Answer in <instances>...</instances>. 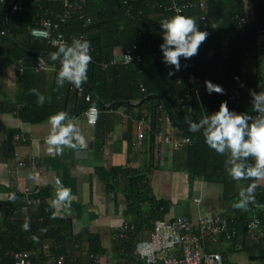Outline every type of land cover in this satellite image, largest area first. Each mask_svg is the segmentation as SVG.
Instances as JSON below:
<instances>
[{"label": "crops", "instance_id": "obj_1", "mask_svg": "<svg viewBox=\"0 0 264 264\" xmlns=\"http://www.w3.org/2000/svg\"><path fill=\"white\" fill-rule=\"evenodd\" d=\"M21 1L24 5H38V15L56 17L61 13L60 0ZM205 1L210 7V22L209 29L202 28L198 22L208 35L201 43L198 54L193 56L196 70L204 76L201 79L208 78L224 88L223 94L216 93L221 102L230 88L231 76H237L242 88L240 112L246 111L253 115L256 112L251 107L250 92L264 93V37L256 36L252 26L255 6L258 3L264 5V0ZM238 10L242 11L249 22L244 28L236 29L233 16ZM188 15L196 17L198 21V11L192 10ZM170 16L155 14L153 18L149 17L155 23H160L163 18ZM12 22L16 23L13 19ZM16 29L19 31L15 37L17 42L27 46L43 43L28 35V27L16 25ZM143 29L149 35L154 31L150 26ZM155 29L160 31L159 28ZM1 31L0 25V202L7 201L14 193L22 195L21 192L28 189L27 198L39 200V203L32 205L33 208L41 203L46 204L57 217L70 219L73 235L88 232L99 236L106 251L104 257L108 255V247L113 245L117 254L114 264H118L120 248L115 246L113 238L118 225L130 221L129 217L123 216L127 205L123 189L127 187L130 178L146 175L150 165L153 167L148 175L151 191L156 198L170 202L169 217L184 216L195 221L198 212L222 213L233 217L245 209L235 207L241 188L256 180L254 194L263 191L262 183L257 178L234 181L226 174L224 166L213 173L211 181L190 176L182 170L188 145L180 149L162 145L159 147V155L153 153L152 164H149L154 147L152 132H146L142 142L137 141L135 123L141 116L151 115L150 103L132 102L114 108L105 104V107L99 108L96 123L90 125L83 114L86 110L83 100L75 98L68 91L69 84L66 82L63 87H56L55 75L59 68L48 62L46 70L35 72L32 68L35 58L21 57L13 40ZM225 32L234 36L232 51L238 58L235 57L228 64H221L217 57L218 41ZM157 36L160 37L159 32ZM121 52L119 47L113 51L115 56ZM20 59L24 61L22 74H19ZM161 64L165 70L168 68L163 62ZM260 79L263 83L259 86ZM33 88L45 95L43 104L37 103V96L31 91ZM61 110L69 113L71 122L80 129L84 143H78L75 148L63 146L59 154L55 151L49 153L46 137L51 125L48 117ZM163 116L157 122L158 132L168 134L173 139L188 137L180 126L168 122ZM14 135H19L23 140H14ZM211 152L213 161L225 160V156L218 155L214 150ZM31 157L35 158V171L28 168ZM19 161L25 165L19 167ZM60 187L71 189V201L67 208L64 202H55ZM203 191L205 199L211 200V205L204 204ZM199 193L201 203L197 206L192 199ZM253 214H248L247 219ZM2 221L3 216L0 214V224ZM239 229L236 240L229 243L220 241L216 245L217 250L226 261L227 253L237 249L247 250L250 263L257 264L252 261L258 259L261 261L259 264H264V228L260 233ZM104 241H109V246L104 245ZM40 264H45V260ZM98 264H101L100 256Z\"/></svg>", "mask_w": 264, "mask_h": 264}, {"label": "trees", "instance_id": "obj_2", "mask_svg": "<svg viewBox=\"0 0 264 264\" xmlns=\"http://www.w3.org/2000/svg\"><path fill=\"white\" fill-rule=\"evenodd\" d=\"M84 1L85 15L90 17L91 23L87 26H82L77 17L74 16L63 28V32L67 39L77 34H83L84 39L91 42V55L93 59L88 66V80L84 82L83 94L78 95L77 92L70 90L72 85L68 83V91L73 94L75 98L83 100V107L87 108L93 105L100 108L97 101L104 105L119 101L129 103L138 102L140 104L141 100L144 99L142 104H151L150 112L153 121L152 124L154 126L151 138L153 141L158 129L156 120L158 111L156 110V105L160 103H163L167 109L171 116L172 124L175 126H180V124L188 122L191 113L199 120L204 115L205 111L212 112L217 110L216 102L220 105L221 99L215 92L208 94L205 91L204 81L209 80L208 78L202 79L203 84L200 91L203 93V96L199 97L198 100L195 99L191 107L188 105L189 99L193 95V93L189 91L186 82L188 75L193 73L198 77H204L196 70V60L193 57L189 58L187 61L182 59L181 69L179 71H174L172 76L168 75L171 66H168L166 70L163 68L161 64V53L158 47L162 42V38L157 36L159 30L157 32L155 29L159 28V23H155L150 17L152 15L155 16V14H173L158 8V4H160L158 0ZM189 1L194 4V7L188 10L185 15H188L192 10L198 11V22L202 28L209 29L210 18L208 13L210 7H208V4L204 12L207 25L203 26L199 21V17L202 13L198 4L199 0ZM16 2L23 8L19 13L13 11L6 13L7 5L0 8L2 34L13 40L12 42L20 51L21 57L35 58L36 61L37 56L25 54L24 51L37 52L40 54L55 51L56 49L48 47L43 40L44 44L40 42L31 46H27L24 43L21 44L15 40L16 35L19 33L16 29V25L23 28L31 27L37 18L36 13L39 10L38 5L26 3L24 5L21 0H16ZM241 12V10L235 11V15ZM254 13L255 19L252 31L256 36H259V30L264 27L263 3H258L255 6ZM38 14L39 13H37V15ZM38 16H41V14ZM12 19L16 22L15 24L12 22ZM233 23L234 28L239 29L235 21ZM145 26L152 27L154 31L151 32L150 35L147 32L144 33L145 29L143 28H145ZM139 31H141V35L137 36ZM225 40L229 43L230 52L225 60H221L220 46ZM234 40L235 38L231 33L225 32V34L220 37L218 41L220 45L217 57L221 64H228L234 60L235 57L238 58L232 51ZM132 44H136L138 51L142 54V61L139 64H129L126 66L120 64L110 65L104 69L101 67V64H108L112 58L116 57L113 53L116 47L124 51ZM45 60L47 64L48 62L54 63L60 68V64L55 63L50 58L45 57ZM185 64L187 65L186 67L183 66ZM231 78L230 88L225 93V96L229 93L233 85L240 84L237 76L232 75ZM258 82L259 86L260 83H263L262 79ZM141 86L144 88V92H141ZM85 94H90L91 100L89 103H86L83 99ZM152 95L157 96L159 99H145ZM180 98L186 102L188 108L186 107L184 110L177 111ZM213 98L215 101H213ZM185 132L186 136L190 138L191 143L185 149L187 157L182 170L194 178L202 179L203 181H211L213 173L217 169H220L221 166H224L223 159H220L218 162L213 161V158L211 159L212 149L204 143L203 137L199 132L194 133L188 130ZM151 152V161L149 164H152L154 147ZM218 155L224 157V155ZM152 169L153 167L150 165L146 175L130 178L127 187L123 189V194L127 201L123 216L130 218L129 222L135 226V230L128 235V239L125 241H119L113 238L115 246L121 244L128 248L130 244L128 245L127 243L132 240L133 237L141 233H146V236L143 238L146 239L148 233L152 229L153 221L169 214L170 202L156 198L151 191L148 175L151 174ZM14 195V199L9 198L7 201L0 202V214L3 216V221L0 224V264H12L13 253L31 250L37 252L38 259L42 262L44 260L43 245H47L50 252L55 257H63L65 264H95L87 260L85 254L91 253L101 256L106 253L105 249L102 247L99 236L88 232L83 235L75 236L73 235L70 219L57 217L55 212L48 205L42 203L35 208H33V205L24 210V197L18 193H14ZM263 204L264 191L255 195L254 203H249L246 209L237 212L238 214L233 216L236 236L231 241L236 240L239 228H242L239 229V231L243 229L246 230L245 224L252 217L259 218L264 228V216L259 208ZM253 212L254 214L247 219L248 214ZM25 223L29 225L27 229L23 228ZM33 237L36 238L34 239ZM133 243L131 246H133ZM76 252L81 253V255L84 254V256L73 260V256ZM138 264H144V262H139Z\"/></svg>", "mask_w": 264, "mask_h": 264}, {"label": "built area", "instance_id": "obj_3", "mask_svg": "<svg viewBox=\"0 0 264 264\" xmlns=\"http://www.w3.org/2000/svg\"><path fill=\"white\" fill-rule=\"evenodd\" d=\"M156 1V0H154ZM158 8L165 12H170L172 14H184L194 7V4L189 0H158ZM84 0H61V13L56 17H50L47 15L37 16L34 24L28 28V33L30 36L41 39L45 44L53 49H56L58 45H53L51 43L54 39L64 40L68 44L73 42L76 37H81L84 39L83 34H77L76 36H71L69 39L66 38L63 28L70 19L74 16L80 21L82 26H87L91 23L90 17L85 15L84 11ZM4 5H11L10 11L21 12L23 8L20 6L16 0H0V8ZM199 7L202 13L199 17V21L203 26H206V16L204 14L206 10V1L200 0ZM44 21H50V24H45ZM234 21L238 28H244L248 24V19L242 13L236 14L234 16ZM141 35V31L137 33V36ZM259 35L264 37V27L259 30ZM230 52L229 43L227 40L223 41L220 46V58L225 60ZM131 57V60L129 59ZM142 61V54L138 51L137 45L132 44L128 49L122 51L120 55L112 58L108 64H101L104 69L110 65H129V64H139ZM19 64V74H22L24 61L20 59ZM35 72H41L48 68V64L45 57L42 55H37L36 61L32 66ZM188 84L189 91L196 94L195 99H199L198 93L201 92V86L203 80L194 75L189 74L186 80ZM70 90L75 91L78 95L83 94V87L80 89L70 87ZM141 92H144V88L140 87ZM83 99L86 103L91 100L90 94H85ZM225 101L230 109H234L240 112L241 101H242V90L240 84H235L230 89L229 93L225 96ZM93 106L90 105L83 112L86 122L90 125L96 123L89 122V108ZM97 109V115L99 114V108ZM188 108L186 102L183 99H179V108L177 111H181ZM156 110L158 111L160 117L156 115L157 122L162 120L161 115L164 114V118L168 122L171 121V116L167 109L160 103L156 105ZM257 113L252 116L255 117ZM97 118V116H96ZM152 116H141L136 120V138L137 141L142 142L146 132H152L153 129ZM14 140H23L19 135H14ZM186 137L180 139H173L168 134H162L161 132H156L154 137V155H159V147L162 145H168L173 149H180L183 146H187L191 143V140H185ZM252 160L253 158H249ZM19 167H23L25 164L22 161L18 163ZM28 168L30 171H35L36 162L35 158L31 157L28 161ZM263 186L264 191V178L258 179ZM24 197L25 210L29 206L39 203L38 199L27 198L29 194L28 189H24L22 192ZM193 203L197 206L201 203V193L197 197H193ZM263 212L264 216V204L259 207ZM246 231L248 233L261 232L263 228L262 221L257 217H252L245 224ZM135 226L129 221L121 222L116 230L114 238L119 241H125L128 239V235L134 232ZM236 236V229L233 224V217L222 214V213H200L196 215L195 221H192L184 216L169 217L168 215L155 219L153 221L152 229L148 233L146 239H140L133 243V246L120 247V258L118 264H138L139 262H144V264H235L233 262L226 261L222 254L217 250L215 244L220 241L229 242ZM44 254L43 258L45 264H65L63 257H55L50 252L47 245L42 247ZM83 254V253H82ZM87 260L92 263L97 264L99 262V256L94 254H85ZM83 255L76 252L74 254L73 260L81 258ZM41 261L38 259L37 252L31 251H18L12 254V264H40Z\"/></svg>", "mask_w": 264, "mask_h": 264}, {"label": "clouds", "instance_id": "obj_4", "mask_svg": "<svg viewBox=\"0 0 264 264\" xmlns=\"http://www.w3.org/2000/svg\"><path fill=\"white\" fill-rule=\"evenodd\" d=\"M50 24V21H44ZM159 35L162 42L158 45L161 59L165 66H171L169 76L182 67V59L198 54L201 43L208 32L202 29L196 17L184 14H173L163 18L159 23ZM53 45H58L50 53V58L60 64L55 75L57 88L69 83L77 89L83 87L88 80V66L92 61L91 42L87 39L76 37L71 44L64 40L54 39ZM131 60V57L129 56ZM183 66H187L186 64ZM205 91L208 94L224 93V88L211 80L204 81ZM37 96V103L43 104L45 95L37 89H31ZM252 97L251 107L257 113L255 117L248 112H237L230 109L226 101L221 102L218 110L208 112L199 120L188 123L191 132H199L204 143L217 154L225 156L224 169L226 174L234 181H244L249 178H264V93L250 92ZM89 122L94 123L97 109L89 108ZM51 128L46 143L49 153L57 154L63 151V146L75 148L77 144L84 143V137L78 126L71 122L69 113L57 111L48 117ZM190 138L186 137L188 141ZM249 158H253L250 160ZM256 180H252L238 193L239 199L235 204L238 208H247L249 203L255 202ZM71 189L60 187L56 193V203L64 202V207L70 204ZM10 198H15L11 194ZM28 223L23 225L24 229ZM34 239L36 237H33Z\"/></svg>", "mask_w": 264, "mask_h": 264}, {"label": "rangeland", "instance_id": "obj_5", "mask_svg": "<svg viewBox=\"0 0 264 264\" xmlns=\"http://www.w3.org/2000/svg\"><path fill=\"white\" fill-rule=\"evenodd\" d=\"M41 40V39H40ZM182 130H184V131H187L186 129H183L182 128ZM202 196H204V199H205V197H206V194H204V191H203V194H202ZM205 205H211V200H208V198H207V200L205 199V203H204ZM213 214H216V213H213ZM146 236V233H141V234H139V235H137V236H135V237H133V239L132 240H130L127 244L129 245L130 244V246L132 245V243L135 241V240H138V239H143L144 237ZM255 236H257V235H255ZM44 242H46V241H44ZM229 242H232V241H229ZM228 242V243H229ZM219 244V243H218ZM104 245H106V246H109V241L108 242H106V241H104ZM217 244H215L213 247H215ZM120 247H122V245L121 244H119V248ZM110 247H108V249H107V251H108V255L106 256V257H104V255L106 254H104V255H101L100 256V261H101V264H114V259L116 260V258H117V254H116V252H115V250H113V248L115 249V247L113 246V245H111V248L109 249ZM248 255H249V252L247 251V250H242V249H237L236 251H234V252H231V253H227V255H226V258H227V260L229 261V262H233V263H235V264H248V263H250L249 261V259H248ZM252 262H255V263H257V264H259L261 261L260 260H254V261H252ZM99 263V262H98ZM97 263V264H98ZM116 264V263H115ZM250 264H252V263H250Z\"/></svg>", "mask_w": 264, "mask_h": 264}, {"label": "water", "instance_id": "obj_6", "mask_svg": "<svg viewBox=\"0 0 264 264\" xmlns=\"http://www.w3.org/2000/svg\"><path fill=\"white\" fill-rule=\"evenodd\" d=\"M10 9H11V5H8L7 6V8H6V13H8V12H10ZM25 53H27V54H33V55H42V56H44V57H48V58H50V53H37V52H31V51H24ZM51 59V58H50ZM54 61V60H53ZM55 62H57V61H55ZM58 63V62H57ZM90 91H91V89H90ZM198 95L199 96H203V93L202 92H199L198 93ZM150 98H155V99H159L157 96H155V95H152V96H149V97H146L145 99L146 100H149ZM195 98H196V94H193L191 97H190V99H189V102H188V105H189V107H191L192 105H193V103H194V100H195ZM213 100L215 101V99L213 98ZM144 101V99L143 100H141V103ZM97 103L100 105V107H105V105L104 104H101L99 101H97ZM116 105H129V102H124V101H119V102H114V103H111L110 105H109V107L111 108V107H114V106H116ZM216 107H217V110H218V108H219V104L216 102ZM192 120H197L196 119V117L191 113L190 114V120L188 121V122H186V123H183V124H180V127L181 128H183V129H186V130H189V128H188V123L190 122V121H192Z\"/></svg>", "mask_w": 264, "mask_h": 264}, {"label": "bare ground", "instance_id": "obj_7", "mask_svg": "<svg viewBox=\"0 0 264 264\" xmlns=\"http://www.w3.org/2000/svg\"><path fill=\"white\" fill-rule=\"evenodd\" d=\"M43 15V14H42ZM49 15V14H48Z\"/></svg>", "mask_w": 264, "mask_h": 264}]
</instances>
